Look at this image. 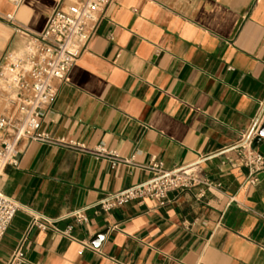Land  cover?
I'll list each match as a JSON object with an SVG mask.
<instances>
[{
	"label": "crops",
	"instance_id": "1",
	"mask_svg": "<svg viewBox=\"0 0 264 264\" xmlns=\"http://www.w3.org/2000/svg\"><path fill=\"white\" fill-rule=\"evenodd\" d=\"M60 4L26 0L15 11L0 0V60ZM54 86L40 129L52 142L21 140L18 166L0 179L22 206L0 264H264V171L248 183L234 155L233 165L203 167L212 188L108 213L96 206L148 179L154 164L174 169L231 146L264 111V0H113ZM255 148L264 155V137ZM80 210L86 222L69 216Z\"/></svg>",
	"mask_w": 264,
	"mask_h": 264
},
{
	"label": "built area",
	"instance_id": "2",
	"mask_svg": "<svg viewBox=\"0 0 264 264\" xmlns=\"http://www.w3.org/2000/svg\"><path fill=\"white\" fill-rule=\"evenodd\" d=\"M26 0H10L14 10ZM113 0H61L60 6L49 16L45 28L36 35H27L20 51L8 50L0 60V179L8 166H18L17 145L29 141L52 142L40 132L42 112L49 109L56 97L54 83L63 81L90 43ZM12 18V15L8 16ZM264 125V111L260 113L231 146L216 153L202 156L190 165L165 169L154 164L145 181L126 189L104 195L97 203L108 213L133 201L151 200L163 204L171 191L198 186L214 187L203 167L220 159L222 165L238 164L248 172L247 181L259 183L264 171V155L255 148ZM66 148L91 153L97 158L113 162L115 153L103 149L89 150L78 143L59 142ZM235 156V160L232 158ZM22 206L0 191V243ZM86 222L84 210L69 215ZM42 227V226H41ZM70 229L63 234L69 237ZM18 256V255H17ZM15 257V261L17 260Z\"/></svg>",
	"mask_w": 264,
	"mask_h": 264
},
{
	"label": "water",
	"instance_id": "3",
	"mask_svg": "<svg viewBox=\"0 0 264 264\" xmlns=\"http://www.w3.org/2000/svg\"><path fill=\"white\" fill-rule=\"evenodd\" d=\"M264 137V125H263V127H262V129H261V131H260V133H259V137H258V139L256 140V142H258V141H261V139Z\"/></svg>",
	"mask_w": 264,
	"mask_h": 264
}]
</instances>
